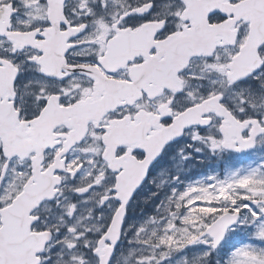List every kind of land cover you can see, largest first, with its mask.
I'll use <instances>...</instances> for the list:
<instances>
[{
  "label": "snow or ice",
  "instance_id": "6c2138e0",
  "mask_svg": "<svg viewBox=\"0 0 264 264\" xmlns=\"http://www.w3.org/2000/svg\"><path fill=\"white\" fill-rule=\"evenodd\" d=\"M0 264H264V0H0Z\"/></svg>",
  "mask_w": 264,
  "mask_h": 264
}]
</instances>
